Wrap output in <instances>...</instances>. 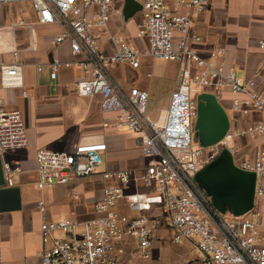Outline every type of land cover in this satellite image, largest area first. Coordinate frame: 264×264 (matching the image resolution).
Masks as SVG:
<instances>
[{
	"label": "built area",
	"instance_id": "1",
	"mask_svg": "<svg viewBox=\"0 0 264 264\" xmlns=\"http://www.w3.org/2000/svg\"><path fill=\"white\" fill-rule=\"evenodd\" d=\"M137 1L142 9L135 35L146 40L144 51L112 33L106 35L111 51L100 47V33L112 18L115 0H0V4L29 2L39 23L61 26L51 42L58 45L66 41L70 54L80 58L53 59L50 77L56 78L61 67L78 66L83 75L75 83V92L80 96L99 95L102 111L117 113L113 126L133 132L142 155L148 159L141 174L135 176L133 170L98 171L99 152L106 149L103 141L81 142L71 151L38 149V189L94 175L116 181L103 186L102 196L94 204L98 215L82 221L49 219L43 201L37 202L42 241L39 264H135L137 258H149L158 221L146 215L130 217L117 212L119 201L134 213L152 211L160 205L171 243L188 241L199 253L196 262L187 264H264V148L252 158H240L234 145L237 137L264 135V119L229 129L217 142L199 147L191 146L190 128L191 119L198 113L192 99L193 86L210 87L216 101L229 91L234 95L231 110L242 115L264 114V96L255 89L254 77L239 78L234 69L225 67L220 60L226 53L224 47H216L209 58L196 50L201 37L190 32L192 17L204 13L209 0H175L172 5L164 0ZM257 44L264 53V35ZM143 55L178 64V84L168 97L161 121L147 113L148 92L125 87L121 69L113 73L123 64L138 68ZM12 56L10 63L0 58V154L28 144L20 112L5 109L1 94L3 90L19 89L21 96L27 97L17 50ZM223 149L230 152L237 167L254 173V203L249 210L253 218L225 219L195 181V174ZM2 169L4 181L13 186L20 168L3 162ZM130 180H140L150 193H126L124 185ZM71 194H77L75 187ZM56 231L61 234L54 235ZM127 237L136 245L126 258Z\"/></svg>",
	"mask_w": 264,
	"mask_h": 264
},
{
	"label": "crops",
	"instance_id": "2",
	"mask_svg": "<svg viewBox=\"0 0 264 264\" xmlns=\"http://www.w3.org/2000/svg\"><path fill=\"white\" fill-rule=\"evenodd\" d=\"M164 1L172 5L175 0ZM122 6L123 0H115L112 18L100 33L99 45L111 51L106 35L112 33L122 35L129 44L144 51L146 40L135 35L141 19L140 12L125 18ZM19 20H23L24 24L18 25ZM61 30L58 23H39L29 2L0 4V58L10 63L14 60L12 51L17 50L27 97H22L19 89L3 90L1 94L5 109L20 112L28 143L24 148L0 154V188L19 187L21 199L20 209L0 210V264H39L42 249L41 211L37 207L39 200L47 207L49 219L69 217L82 221L98 215L94 204L101 198L103 186L116 183L94 175L38 189L35 162L38 149L71 151L81 142L103 141L106 149L99 152L101 163L98 171L133 170L134 175L139 176L148 163L140 151L136 135L125 128L113 126L117 113L102 111L99 95L80 96L75 92V83L83 75L78 66L61 67L56 78L50 77L53 59L73 61L80 58L70 54L66 41L58 45L51 42L52 37ZM190 32L201 37L195 48L204 58H209L210 52L216 47H224L226 53L220 60L225 67L234 69L239 78L254 77L255 89L264 96V53L257 44L264 35V0H209L206 11L192 17ZM150 58L143 55L138 68L132 69L123 64L116 66L113 73L121 69L125 87L134 86L148 92L151 87L149 82L146 79L139 80L138 75L148 71ZM176 69L172 90L178 84V64ZM170 93L162 106L163 110ZM212 94L211 89L204 96L213 97ZM233 97L226 90L223 98L216 101L227 118V130L242 127L249 121L264 119L261 113L242 115L232 111ZM161 117L160 114L154 119L161 121ZM234 145L238 150L237 157L252 158L258 150L264 148V135L237 137ZM3 162L20 168V172L14 175L13 186H8L4 181ZM72 187L77 190L75 196L71 194ZM124 190L126 193H150L140 180H130L124 185ZM261 204L264 206V198ZM115 210L130 217L138 214L129 211L123 201L115 205ZM144 212L146 216L157 220L158 226L152 240L150 257L137 258L135 264H171L172 260L179 258L198 257L192 243H171V232L164 224L165 215L161 206ZM162 214L163 217H160ZM126 242L127 258L136 244L130 237L126 238Z\"/></svg>",
	"mask_w": 264,
	"mask_h": 264
},
{
	"label": "water",
	"instance_id": "3",
	"mask_svg": "<svg viewBox=\"0 0 264 264\" xmlns=\"http://www.w3.org/2000/svg\"><path fill=\"white\" fill-rule=\"evenodd\" d=\"M142 9L137 0H123L122 13L130 18ZM199 122L204 127L203 144L220 140L227 130V118L213 97L202 96L197 103ZM254 173L237 167L232 155L223 149L217 157L195 174L200 188L212 196L215 207L225 203L235 212L249 211L254 203ZM21 207L20 189L17 186L0 188V210H18Z\"/></svg>",
	"mask_w": 264,
	"mask_h": 264
},
{
	"label": "rangeland",
	"instance_id": "4",
	"mask_svg": "<svg viewBox=\"0 0 264 264\" xmlns=\"http://www.w3.org/2000/svg\"><path fill=\"white\" fill-rule=\"evenodd\" d=\"M177 63L175 61L171 60H164V59H158V58H150L149 60V69L147 72L139 73L140 70H138V78L146 79L149 82L150 90L148 91L149 94V100L147 104V113L151 114V117L155 118L158 117V115L163 114V105L165 103L167 95L171 92L176 79V73H177ZM150 73V75L147 76V73ZM160 73V75H158ZM194 94L192 99L194 102L198 103L200 98L207 93L211 92L210 87L205 86H193ZM190 128H191V146L192 147H199L203 143V133H204V127L199 122L198 115L193 117L190 121ZM202 191L205 193V195L210 199L212 196L208 194L206 189L201 188ZM160 206V205H156ZM221 215L228 220H238L243 218H253L255 215L251 213V211H247L244 213L235 212L230 208V204L225 203L223 205V209L221 207H216ZM138 214L146 215V213L140 212ZM163 217V214L160 216ZM61 233L56 231L54 232V235H60ZM199 255V253H196ZM197 258L194 259H182L179 258L177 260H172L171 264L178 263V264H187L192 261L196 262Z\"/></svg>",
	"mask_w": 264,
	"mask_h": 264
}]
</instances>
